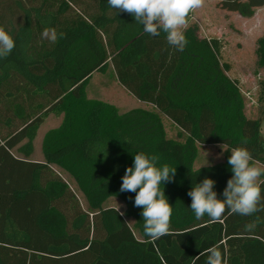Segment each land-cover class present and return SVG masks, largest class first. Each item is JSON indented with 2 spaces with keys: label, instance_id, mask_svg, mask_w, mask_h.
I'll return each instance as SVG.
<instances>
[{
  "label": "trees",
  "instance_id": "1",
  "mask_svg": "<svg viewBox=\"0 0 264 264\" xmlns=\"http://www.w3.org/2000/svg\"><path fill=\"white\" fill-rule=\"evenodd\" d=\"M263 6L264 0L217 5L244 18ZM0 28L15 45L0 58V264H206L213 246L223 264H264V209L240 216L226 208L218 219L197 220L187 208V190L204 177L215 181L221 198L231 176L227 150L246 148L250 163L264 168V108L257 118L245 116V96L219 62L218 40L199 38L190 26L182 31L184 49L177 51L165 33H144L107 0H0ZM44 28L63 38L41 39ZM255 54L264 72V36ZM108 63L118 84L167 118L183 134L182 142L167 138L155 112L119 114L113 105L87 98L92 74ZM51 115L62 121L42 138L44 161H25L39 126ZM198 145H221L223 161L197 172ZM137 152L176 169L172 182L163 185L172 215L159 238L144 234L134 193L119 191ZM51 166L72 179L87 212ZM259 183L264 197V176ZM109 198L123 203V216L101 208ZM257 217L255 229L245 230Z\"/></svg>",
  "mask_w": 264,
  "mask_h": 264
},
{
  "label": "clouds",
  "instance_id": "2",
  "mask_svg": "<svg viewBox=\"0 0 264 264\" xmlns=\"http://www.w3.org/2000/svg\"><path fill=\"white\" fill-rule=\"evenodd\" d=\"M107 5L116 14H130L146 34L156 36L160 32L165 33L167 44L182 51L187 41L181 26L185 24L190 10L201 6V0H107ZM40 35L41 39L55 43L64 34L57 33L54 28H44ZM14 46L12 37L0 28V58L8 56ZM220 148L222 154L225 149L221 145ZM227 151L231 176L220 193L221 198H217L214 190L215 181L208 177L192 183L186 192L190 198L187 208L197 220L205 215L218 219L226 208L240 216H252L264 209V197L258 183V178L264 176V168L250 163L251 156L246 148L235 147ZM202 166L211 167V163L205 158V163L199 166L197 172ZM175 171V167L161 163L156 155L137 152L132 154L131 166L125 167L120 178L119 191L134 193L133 207L140 208L143 231L148 237L159 238L169 230L172 207L164 195L163 185L172 182ZM258 219L245 224V230L255 229ZM207 253L206 264H223L217 247H209Z\"/></svg>",
  "mask_w": 264,
  "mask_h": 264
},
{
  "label": "rangeland",
  "instance_id": "3",
  "mask_svg": "<svg viewBox=\"0 0 264 264\" xmlns=\"http://www.w3.org/2000/svg\"><path fill=\"white\" fill-rule=\"evenodd\" d=\"M219 1L201 0V6L190 10L186 16V22L181 26L180 30L183 31L185 28L193 26L196 28L199 38L218 40L220 46L218 54L220 64L227 71L229 78L241 81L239 87L245 96L246 117L249 119L251 117L257 118L260 113L259 108H264V72L257 68L255 54L257 41L264 36V6L254 9L252 17L244 18L238 13L219 9L217 7ZM85 92L87 98L90 100L102 101L113 105L119 114L133 109H142L159 114L153 106L139 102L118 84L115 73L109 63L103 72L92 74ZM159 116L165 128L167 138L182 142L184 139L183 134L179 133V130L167 118L160 114ZM259 118L261 124L260 136L264 141V115ZM61 121V116L51 115L39 126L33 142L32 155L28 158L29 161H43L41 153L42 137L48 130L57 128ZM222 149L225 148L222 147ZM224 151L221 154L220 146L216 145H198L193 169L197 170L201 164L205 163V158L211 163V166L221 163ZM12 154L18 159H24L14 150ZM255 166L263 168L259 164ZM203 167L208 166H202L201 168ZM51 168L54 174L71 185L81 209L87 212V204L75 188V185L72 184L73 181L71 183L67 179V175L65 176L56 167L52 166ZM259 182L260 178H258ZM101 208L114 209L121 216L124 214L123 203L115 198L106 200ZM124 220L129 227L133 226L132 219L124 218ZM134 234L139 239L138 234L135 232Z\"/></svg>",
  "mask_w": 264,
  "mask_h": 264
},
{
  "label": "crops",
  "instance_id": "4",
  "mask_svg": "<svg viewBox=\"0 0 264 264\" xmlns=\"http://www.w3.org/2000/svg\"><path fill=\"white\" fill-rule=\"evenodd\" d=\"M227 74V73H226ZM227 76H228V74H227ZM229 77V76H228ZM238 81V84L240 85V83H241V81L239 82V80H237ZM240 88V87H239ZM240 91L242 92V90H241V88H240ZM249 93V92H248ZM247 93V94H248ZM248 95H250V94H248ZM252 103H254V101H252ZM254 107H255V104H254ZM245 116H246V105H245ZM251 119H254L253 117H251ZM44 136V135H43ZM43 138V137H42ZM34 142V141H33ZM32 155V154H31ZM43 157V156H42ZM25 161H29V159L27 158V159H25ZM43 161H44V159H43ZM42 161V162H43ZM29 162H33V161H29ZM42 162H37V163H42ZM52 167V166H51ZM55 167V166H54ZM58 169V168H57ZM59 170V169H58ZM62 172V171H61ZM65 174V173H64ZM67 174H65V176H66ZM67 177V179H69V181H71V183H72V179L67 175L66 176ZM67 185H68V187H69V190L75 195V193H74V191L72 190V187H71V185H69V183L68 182H66V181H64ZM73 185H75L74 184V182L72 183ZM75 188H76V186H75ZM75 198L77 199V197H76V195H75ZM77 201H78V199H77ZM78 204H79V201H78ZM80 206V205H79ZM81 208V207H80Z\"/></svg>",
  "mask_w": 264,
  "mask_h": 264
}]
</instances>
